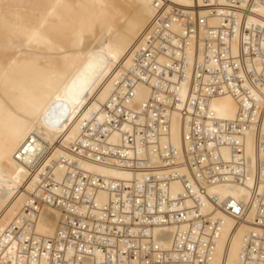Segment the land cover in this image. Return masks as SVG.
I'll use <instances>...</instances> for the list:
<instances>
[{"label":"built area","instance_id":"built-area-1","mask_svg":"<svg viewBox=\"0 0 264 264\" xmlns=\"http://www.w3.org/2000/svg\"><path fill=\"white\" fill-rule=\"evenodd\" d=\"M223 1L229 3L221 11L154 1L155 13L130 65L115 78L102 105V121L83 125L82 138L73 150L66 149L76 159L49 161L52 149H44L31 161L34 200L21 216L23 224L15 222L0 237V257L15 244L14 258L25 257V264L32 257L41 260L43 253L40 264H211L224 226L216 207L236 223L253 212L260 230L245 235L238 264H264V66H256L264 63V26H252L246 18L254 8H264V0ZM214 15L220 19L217 27L209 23ZM140 83L149 85L151 95L134 109L130 104ZM225 94L239 105L234 121L218 119L211 108L212 100ZM175 116L183 125L180 149L171 140ZM248 130L256 139L254 166L246 156ZM115 133L119 145L111 142ZM165 136L169 144L155 141ZM79 159L126 169L134 179L107 182L84 170ZM59 165L71 168L60 182L55 173ZM253 171L249 203L233 198L217 203L210 196L208 187L246 185ZM173 181L181 183L182 192L171 191ZM101 190L109 194L103 205L97 202ZM206 202L214 209L207 211ZM44 205L61 212L55 237L39 234L29 218ZM168 226L175 231H165ZM0 264L13 261L0 259Z\"/></svg>","mask_w":264,"mask_h":264},{"label":"bare ground","instance_id":"bare-ground-1","mask_svg":"<svg viewBox=\"0 0 264 264\" xmlns=\"http://www.w3.org/2000/svg\"><path fill=\"white\" fill-rule=\"evenodd\" d=\"M154 1L0 0V237L15 222L23 224L21 216L26 215L27 204L34 200L30 196L33 181L28 167L38 158V150L42 153L44 149H52L49 161L59 162L63 156L76 159L66 149L73 150L82 138L83 125L96 118L102 121V105L112 94L115 78L130 65L132 52L155 13ZM173 1L187 8L213 6L219 11L229 3L223 0H208L209 4H203L202 0ZM253 11L254 14L246 15L248 21L252 26H264V8L257 7ZM242 14L238 11L236 15L242 17ZM209 23L217 27L220 19L214 15ZM262 46L264 48V40ZM260 61L262 64L256 63L259 70L264 66ZM186 92L184 84L182 95ZM150 95L149 85L140 83L130 107L138 108ZM211 108L218 119L234 121L239 105L233 96L225 94L215 97ZM182 131V121L175 116L171 140L179 149ZM155 141L162 146L169 144L168 136ZM111 142L120 144L117 133L111 137ZM244 143L248 162L254 166L257 149L252 130L246 132ZM222 153L225 159L230 158L228 148ZM79 161L84 170L107 182L134 179L133 173L126 169L90 160ZM182 168L183 172L188 171ZM66 170L71 168L55 167L59 182ZM253 180L254 171L246 185L225 182L208 187V192L217 203L225 198L249 203L254 194L250 190ZM182 190L179 181L172 182L174 194ZM55 191L61 193L60 188ZM97 195L99 204L107 202L108 192L101 190ZM214 206L206 202L205 209L210 211ZM214 213L224 221V226L211 264H238L245 235L260 230L254 224L253 212L247 221L240 223L216 207ZM60 216L58 208L44 205L39 214L29 218L35 221L39 234L55 237ZM164 230L174 232L175 227L168 226ZM157 241L165 247L169 244ZM15 248V244L8 247L0 259L25 264V257L23 261L14 258ZM45 257V253L41 260L32 257L31 264L45 262Z\"/></svg>","mask_w":264,"mask_h":264}]
</instances>
